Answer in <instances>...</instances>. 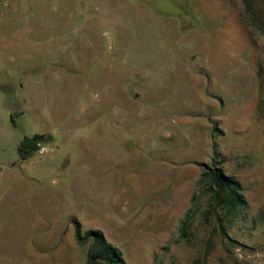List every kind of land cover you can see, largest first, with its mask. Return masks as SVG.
<instances>
[{
    "label": "rangeland",
    "instance_id": "rangeland-1",
    "mask_svg": "<svg viewBox=\"0 0 264 264\" xmlns=\"http://www.w3.org/2000/svg\"><path fill=\"white\" fill-rule=\"evenodd\" d=\"M246 1L264 26V0ZM244 8L0 0V264H85L76 222L125 264H264V36ZM204 164L246 208L222 234L202 198L181 238Z\"/></svg>",
    "mask_w": 264,
    "mask_h": 264
},
{
    "label": "trees",
    "instance_id": "trees-1",
    "mask_svg": "<svg viewBox=\"0 0 264 264\" xmlns=\"http://www.w3.org/2000/svg\"><path fill=\"white\" fill-rule=\"evenodd\" d=\"M243 3L245 8L239 14L241 21L249 28L250 35L258 33L264 36V26L257 20L258 15L255 14L254 6L246 0H243ZM43 141L45 140L40 134L23 137L18 145L20 159L31 157L38 149L37 145ZM202 198L206 203L200 213L201 216L206 220L208 217L212 218L222 234L226 233V227L234 221L236 215L246 208V201L237 179L225 174L219 166L204 164L196 180L190 205L180 220L179 237H188L193 219L200 211L198 203ZM74 236L77 243L90 244L85 264H125L120 249L108 242L101 230H81L80 223L76 222Z\"/></svg>",
    "mask_w": 264,
    "mask_h": 264
}]
</instances>
